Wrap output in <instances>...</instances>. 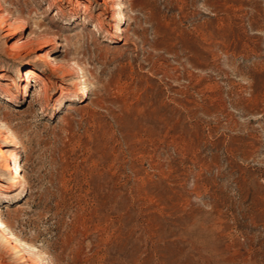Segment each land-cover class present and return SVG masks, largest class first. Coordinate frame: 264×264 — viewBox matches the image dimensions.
<instances>
[{"label": "rangeland", "instance_id": "obj_1", "mask_svg": "<svg viewBox=\"0 0 264 264\" xmlns=\"http://www.w3.org/2000/svg\"><path fill=\"white\" fill-rule=\"evenodd\" d=\"M0 14V264H264V0Z\"/></svg>", "mask_w": 264, "mask_h": 264}, {"label": "bare ground", "instance_id": "obj_2", "mask_svg": "<svg viewBox=\"0 0 264 264\" xmlns=\"http://www.w3.org/2000/svg\"><path fill=\"white\" fill-rule=\"evenodd\" d=\"M79 6L81 5V2H79V4H78ZM85 7V6H84ZM114 9V8H113ZM84 10H88V7L86 6L85 7V9ZM122 10V9H121ZM1 21H3V19H2V15L0 14V24H1ZM114 25V24H113ZM32 76H36V74H34V73H32V72H27V74H26V83L28 84V82L30 81V78L32 77ZM84 77V76H83ZM32 81V80H31ZM85 83H86V81H85ZM27 84H25L24 86H23V90H25V88H26V86H27ZM84 85V84H83ZM87 87L84 85V86H82L81 87V92L82 93H84V90L86 89ZM3 96V95H2ZM7 99H9L8 97H7ZM78 101V100H77ZM18 178H20V179H22L23 178V175H21L20 173L18 174ZM7 230H8V225H7V223L4 221V219L2 218V216H1V210H0V232H4V233H6L7 232ZM10 237H14V235L13 234H11V235H9ZM17 239V238H16ZM18 240V239H17Z\"/></svg>", "mask_w": 264, "mask_h": 264}]
</instances>
